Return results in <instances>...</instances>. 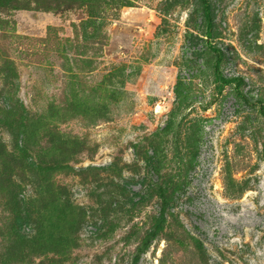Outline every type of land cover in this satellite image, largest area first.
<instances>
[{
	"label": "rangeland",
	"instance_id": "rangeland-1",
	"mask_svg": "<svg viewBox=\"0 0 264 264\" xmlns=\"http://www.w3.org/2000/svg\"><path fill=\"white\" fill-rule=\"evenodd\" d=\"M208 1L205 37L199 0H0V110L46 125L37 159L83 143L47 175L71 206L49 217L66 249L33 264H264V0ZM208 43L241 96L215 92ZM23 124L0 126L10 156Z\"/></svg>",
	"mask_w": 264,
	"mask_h": 264
},
{
	"label": "trees",
	"instance_id": "trees-1",
	"mask_svg": "<svg viewBox=\"0 0 264 264\" xmlns=\"http://www.w3.org/2000/svg\"><path fill=\"white\" fill-rule=\"evenodd\" d=\"M199 2L204 21V36L209 37L211 33L210 4L208 0H199ZM207 47L214 53L210 66L212 68L215 92L219 93L224 85L232 84L234 91L241 96L238 87L242 83V78L240 76L223 77L219 71V62L222 58L220 50L209 43ZM258 111L264 116L261 106H259ZM7 113L8 111L3 113L0 110L2 117L0 126L5 127L8 132L13 123L20 127L24 126L25 124L23 123L26 118L27 122L31 123V130L27 134L24 132L23 141L19 149H17L18 156H10L5 151L3 142L0 141V201L4 212L0 226V264H33L34 257L42 256L45 252L64 253L62 251L66 249L65 243L68 241L66 228L64 233H58L51 238L49 217L52 210L56 211V213H65L64 217H58L59 221L63 222L67 220L69 215L66 209L69 208L70 212L71 206L68 203L65 188L54 184L47 175L64 169L62 163L70 158L71 155L78 153L79 149L82 148L79 147L83 143L74 139L71 141L67 139L59 140V144L55 146L58 150L57 154H55L56 156H51L48 161L44 160V158L37 159L33 155L34 145L28 143V138L34 135L38 136V134L40 136L46 135V125L40 121L33 120L32 117L28 116V113H23V115L21 113L18 114V112H9V115ZM67 146L71 147L69 151L66 149ZM6 160L10 163H5ZM25 175L32 176V179H28V181L38 189L35 191V196L27 198L26 201L15 198L20 185L11 179V176L19 178L25 177ZM20 180L22 179L20 178ZM25 180L26 178H24ZM156 195L160 199L159 216L162 219L166 204V193L159 188ZM49 206L51 207L48 209ZM58 215L60 214L58 213ZM44 217L45 225L42 226L41 222ZM24 226L34 229V231L24 235L22 234V227ZM38 226H41V228H38ZM153 234L154 232L151 235ZM59 239H63V241L57 242L56 240ZM40 262L41 260L35 264H40Z\"/></svg>",
	"mask_w": 264,
	"mask_h": 264
}]
</instances>
